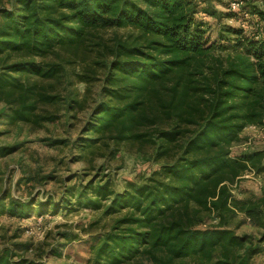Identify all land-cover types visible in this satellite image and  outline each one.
Wrapping results in <instances>:
<instances>
[{
	"label": "trees",
	"instance_id": "1",
	"mask_svg": "<svg viewBox=\"0 0 264 264\" xmlns=\"http://www.w3.org/2000/svg\"><path fill=\"white\" fill-rule=\"evenodd\" d=\"M11 1L0 6L5 120L54 122L46 107L59 96L44 82H64L66 66L79 62L75 78L102 79L107 100L87 131L111 140L110 154L131 142L152 146L156 162L167 159L144 182L112 196L109 209L127 212L104 236L84 242L93 261L174 264L195 256L202 264H250L264 247V195L236 201L230 186L248 165L257 167L261 154L231 158L228 148L247 124L264 119V26L250 38L229 30L240 37L242 54L210 66L216 42L186 0ZM115 28L137 35L113 45L97 37ZM61 50L66 58L53 61ZM237 212L262 229L258 240L236 235L229 219ZM0 264L41 263L4 249Z\"/></svg>",
	"mask_w": 264,
	"mask_h": 264
},
{
	"label": "rangeland",
	"instance_id": "2",
	"mask_svg": "<svg viewBox=\"0 0 264 264\" xmlns=\"http://www.w3.org/2000/svg\"><path fill=\"white\" fill-rule=\"evenodd\" d=\"M186 1L195 11V20L205 24L211 41L216 42L210 66L218 62L225 65L228 59L242 54L240 37L229 30L241 29L242 37L248 38L263 31L264 0ZM11 2L0 0V6L10 8ZM130 34L132 38L137 35L126 28H115L102 30L97 37L113 45ZM66 56L67 51L61 50L52 60L59 62ZM79 73L80 64L75 62L66 66L64 82H44L59 98L56 105L46 107L56 120L41 127L9 124L5 120L8 107L0 102V251H10L16 258L41 264H96L95 251L84 242L90 236H104L127 212L109 209L112 196L122 193L129 183L144 182L167 160L156 162L152 146L131 142L120 144L118 151L110 154L114 150L112 141L87 131L95 110L107 102L102 97L104 82H80L75 78ZM170 84L171 80L166 83ZM228 154L231 158L261 154L257 167L248 165L230 186L234 200L248 201L264 195V119L261 124H247ZM229 224L237 236L249 240L256 241L262 234L260 227L239 212ZM263 249L261 246L250 264H264ZM126 264L151 263L140 257ZM174 264L202 261L192 256Z\"/></svg>",
	"mask_w": 264,
	"mask_h": 264
},
{
	"label": "built area",
	"instance_id": "3",
	"mask_svg": "<svg viewBox=\"0 0 264 264\" xmlns=\"http://www.w3.org/2000/svg\"><path fill=\"white\" fill-rule=\"evenodd\" d=\"M233 7H235V4H233Z\"/></svg>",
	"mask_w": 264,
	"mask_h": 264
}]
</instances>
